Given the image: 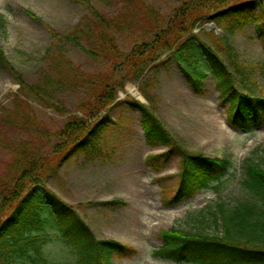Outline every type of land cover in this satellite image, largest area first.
<instances>
[{"label": "rangeland", "instance_id": "374dc122", "mask_svg": "<svg viewBox=\"0 0 264 264\" xmlns=\"http://www.w3.org/2000/svg\"><path fill=\"white\" fill-rule=\"evenodd\" d=\"M178 4V0H0V45L5 55L28 84L46 88L43 99L37 100L22 93L20 84L0 69V175L16 155L18 139L32 137L51 144L55 129L68 115L79 113L90 81L112 65L108 48L99 42L103 27L96 15L109 24L102 38L112 35L124 56L150 41L153 27L173 15ZM24 9L34 12L52 31L70 34L74 40H58ZM202 22L198 20L194 29L200 39L224 60L222 46L233 48L249 65L256 87L264 89V47L254 22L232 29ZM113 68L121 83L117 101L123 103L111 108L108 122L90 145L45 176V185L75 206L97 238L114 239L135 249L133 256L115 258L114 264H197L154 257L159 231L176 226L215 232L195 221L199 211L207 215L209 205L231 206L250 198L241 184L242 166L252 158L264 168V122L251 131L230 124L227 104L219 103L212 75L202 81L201 93H195L172 57L147 66L142 74H127L120 59ZM134 91L186 149L230 160L218 184L166 203L177 181L179 158L171 155L164 162L157 157L164 148L146 145L140 114L126 102L137 99ZM14 93H19V106ZM40 211L52 218L47 209ZM44 232L51 238L43 247L48 261L71 264L74 254L59 241L57 229L47 223Z\"/></svg>", "mask_w": 264, "mask_h": 264}, {"label": "trees", "instance_id": "16d2710c", "mask_svg": "<svg viewBox=\"0 0 264 264\" xmlns=\"http://www.w3.org/2000/svg\"><path fill=\"white\" fill-rule=\"evenodd\" d=\"M178 1L173 15L153 27L151 40L134 46L124 56L112 35L102 38L109 24L96 15L103 27L99 42L108 48L112 65L103 76L97 75L90 81L89 95L80 102L79 113L68 115L66 122L55 129L51 144L34 141L32 137L25 141L18 139L16 155L0 175V264H51L43 252L44 245L51 240L44 232L47 223L57 229L59 241L72 250L71 264H114L115 258L136 253L131 246L114 239L97 238L75 206L64 202L44 182L45 176L63 161L90 145L98 129L108 122L111 108L123 103L117 101L121 83L120 77L114 76L113 68L118 59L127 74L139 71L142 74L147 66L153 67L172 57L195 93H201L202 81L212 75L219 103L227 104L230 124L251 131L264 122V89L256 87L249 65L227 45L222 46L227 57L224 60L194 32L196 22L201 19L202 24L213 22L221 29L243 27L253 21L264 47V0ZM24 11L58 40H74L70 34L52 31L29 9ZM0 69L20 84L22 93L37 100L45 96L46 88L28 84L1 45ZM13 95L14 103L19 106V93ZM126 102L140 114L146 145L164 148L157 157L164 162L171 155L179 158L177 181L166 203L179 201L213 182H220L231 165L229 159L189 151L167 131L149 105L136 99ZM242 168L241 184L249 199L231 206L224 202L209 205L205 209L207 215L199 211L195 221L200 227H213L215 232L207 233L197 227L161 229L160 244L153 249V256L197 264H264V168L252 158H247ZM40 209H47L52 218L43 216Z\"/></svg>", "mask_w": 264, "mask_h": 264}, {"label": "bare ground", "instance_id": "6f19581e", "mask_svg": "<svg viewBox=\"0 0 264 264\" xmlns=\"http://www.w3.org/2000/svg\"><path fill=\"white\" fill-rule=\"evenodd\" d=\"M136 96H138L139 98H141L142 99V97H141V95L139 94V93H137V92H133Z\"/></svg>", "mask_w": 264, "mask_h": 264}]
</instances>
